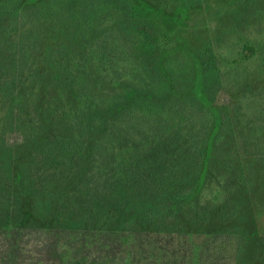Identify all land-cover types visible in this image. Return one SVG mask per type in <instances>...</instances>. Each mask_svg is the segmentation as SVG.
Masks as SVG:
<instances>
[{"label":"trees","instance_id":"1","mask_svg":"<svg viewBox=\"0 0 264 264\" xmlns=\"http://www.w3.org/2000/svg\"><path fill=\"white\" fill-rule=\"evenodd\" d=\"M135 32L134 52L78 30L21 60L6 118L20 156L0 160V264H143L150 254L148 264H242L244 241L257 239L238 221L264 192V101L256 119L222 110L203 85L211 47L200 59L164 28L139 21ZM238 45L251 62L264 41ZM173 55L193 56L197 76L192 95L172 99L176 118L163 119L145 88ZM213 185L218 196L202 203ZM29 197L44 225L21 222ZM167 234L185 238L171 263L151 248Z\"/></svg>","mask_w":264,"mask_h":264},{"label":"rangeland","instance_id":"2","mask_svg":"<svg viewBox=\"0 0 264 264\" xmlns=\"http://www.w3.org/2000/svg\"><path fill=\"white\" fill-rule=\"evenodd\" d=\"M139 21L187 38L193 56L200 59L211 47L217 57L216 65L210 68L202 65L207 94L222 110H237L241 118L256 119L253 111L262 107L264 101V47L255 59L245 62L238 43L240 40L264 41V0H0L1 161L20 156L16 148L22 136L11 132L6 118L13 112L17 78L25 67L21 60L36 57L39 54L36 45L41 42L78 38V30L83 39H114L134 52L140 41L135 32ZM125 23L127 30L124 31ZM131 52L127 55L130 61ZM180 56L163 60L158 65L157 81L145 88L153 93V103L158 105L163 119H175L172 99L188 97L195 88L198 61L193 56ZM131 75L122 73L120 77L128 80ZM217 194V187L213 185L205 190L201 202L212 201ZM3 202L7 205V198ZM242 211L238 225L246 235L257 239L244 241L241 263L264 264V192L251 197ZM20 212L21 222L35 221L44 225L47 221L42 218L36 221V209L30 197ZM153 238L151 248H162L160 255L170 263L185 245V238L178 235ZM195 241L203 244L206 238L196 237ZM29 247L33 248L34 243ZM152 257L151 254L144 257L143 264L150 263Z\"/></svg>","mask_w":264,"mask_h":264}]
</instances>
